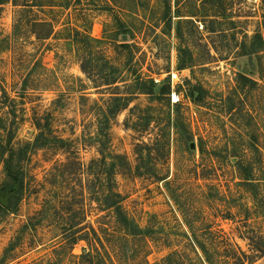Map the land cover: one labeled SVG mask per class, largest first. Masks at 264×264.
Wrapping results in <instances>:
<instances>
[{"label":"rangeland","instance_id":"1","mask_svg":"<svg viewBox=\"0 0 264 264\" xmlns=\"http://www.w3.org/2000/svg\"><path fill=\"white\" fill-rule=\"evenodd\" d=\"M9 136L0 264H264V0H0Z\"/></svg>","mask_w":264,"mask_h":264},{"label":"trees","instance_id":"2","mask_svg":"<svg viewBox=\"0 0 264 264\" xmlns=\"http://www.w3.org/2000/svg\"><path fill=\"white\" fill-rule=\"evenodd\" d=\"M1 1H8V0H1ZM36 24V23H35ZM42 25L45 26H50L49 23H41ZM239 86L241 90H244L247 85H253L254 83L249 80L246 76L239 75L238 78ZM142 84V83H141ZM144 86L147 88L148 91H155V86L153 84L152 80H149L144 83ZM159 95H169V90L165 88H161L158 91ZM11 137H7L6 143L4 146H0L1 148V155L3 159V174H4V180L0 186V195L8 194L10 197L9 199L13 201H16L20 198V194L23 191L24 188V173L22 170V166L18 162L19 160L22 159L26 155V149L25 148H18L15 149L11 145ZM110 189V188H109ZM114 198H120L118 193L111 192L109 190V195L107 198V201H112V202H107V208L108 209H114V215L116 217V222L121 228L127 232L128 234L132 236H145L147 233V230H141L137 226L132 227L130 223L128 222L125 214L123 213L121 207L118 205L119 202L113 201ZM8 208L7 207H2L0 205V215L4 216L7 214ZM76 238L71 234V245L75 244Z\"/></svg>","mask_w":264,"mask_h":264},{"label":"built area","instance_id":"3","mask_svg":"<svg viewBox=\"0 0 264 264\" xmlns=\"http://www.w3.org/2000/svg\"><path fill=\"white\" fill-rule=\"evenodd\" d=\"M171 77H172V81H173L174 79H176L177 74L176 73H172ZM168 97L170 98V102H171L172 105L177 104V103L180 102V96H179V94H177L174 91V88H172V90H171L170 94L168 95Z\"/></svg>","mask_w":264,"mask_h":264},{"label":"water","instance_id":"4","mask_svg":"<svg viewBox=\"0 0 264 264\" xmlns=\"http://www.w3.org/2000/svg\"><path fill=\"white\" fill-rule=\"evenodd\" d=\"M159 88L156 89V91H158ZM195 97H196V94H195ZM190 148L191 149H194L195 148V145L194 144H190ZM0 204L2 205H6V201H2V199H0Z\"/></svg>","mask_w":264,"mask_h":264}]
</instances>
